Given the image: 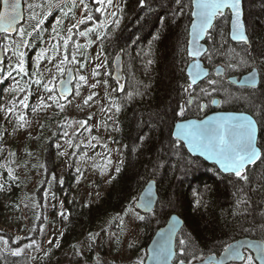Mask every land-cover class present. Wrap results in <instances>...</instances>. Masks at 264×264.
Instances as JSON below:
<instances>
[{
    "label": "trees",
    "instance_id": "trees-1",
    "mask_svg": "<svg viewBox=\"0 0 264 264\" xmlns=\"http://www.w3.org/2000/svg\"><path fill=\"white\" fill-rule=\"evenodd\" d=\"M31 2L34 10H28L22 24L30 35L21 37L18 33L0 39L11 53V60L0 65V184L4 185L0 189V224L5 214L21 208L31 176L46 163L48 150L69 114L57 106L64 99L56 86L51 96L57 99L51 105L44 102L49 93L44 64L68 54L61 49L65 38L60 36L67 20L61 16L42 22L52 7L49 10L47 4ZM130 2L120 6L116 14L126 19L122 21L124 28H101L107 56L124 57L125 85L116 96L120 110L116 114L119 128L115 136L124 161L110 182L108 196L98 204L88 205L79 199L68 204L67 241L92 231L109 212L124 209L127 203L134 206L153 178L158 181L160 198L156 210L140 221L146 230L144 244L167 222L172 212L166 207L171 202L178 204L176 212L185 219L177 239V260L221 253L231 242L245 236L264 240V0H254V6L247 4L250 44L230 39L227 12L218 17L210 32L209 50L204 57L209 67L224 63L231 74L258 68L259 85L236 87L223 77H215L219 80V87L214 86L216 91L207 82L214 80L211 78L188 92L184 88L190 82L187 67L191 62L188 39L192 0H181L179 4L176 0H145L143 5L140 0ZM17 53H23V72L16 68L21 61ZM216 96L222 100V109L246 111L258 121L263 154L259 162L246 169L247 180L224 174L216 165L192 156L184 143L173 137L177 120L203 118L214 109L210 99ZM181 106L185 108L183 116L178 115ZM9 108L13 111H7ZM22 133L28 135L19 142ZM32 138L39 148L35 151L30 148ZM0 264L34 263L28 254L14 255L0 243Z\"/></svg>",
    "mask_w": 264,
    "mask_h": 264
},
{
    "label": "rangeland",
    "instance_id": "rangeland-1",
    "mask_svg": "<svg viewBox=\"0 0 264 264\" xmlns=\"http://www.w3.org/2000/svg\"><path fill=\"white\" fill-rule=\"evenodd\" d=\"M31 1L33 0H25L26 8H29L28 3ZM247 4L254 6L255 2L244 0L246 22H248ZM114 9L117 14L119 8L114 7ZM84 15L85 13L82 17ZM77 24L78 22L66 24L60 36L67 39L68 43L65 48V40H63L61 49L68 52L65 54L62 50L63 55H68L69 61L75 54L77 60L85 66L81 68L80 64L67 63L63 65L65 72L61 76L57 75L56 65L63 58L44 64L47 68V85L55 77L56 90L58 82L64 78L68 68L73 67L76 77L74 94L60 102L69 114L53 141L50 152L48 150L46 163L43 162L42 167L31 176L21 208L14 213L5 214L0 224L2 232L0 243L10 252H14L17 248L22 249L21 253L28 254L34 264L143 263L147 256L145 250L147 244H144L146 230L141 226L140 221L142 222L146 216L135 205L127 203L124 209L106 213L107 216L100 225L73 242H68L66 239V227L70 215L68 204L78 199L88 205L98 204L108 196L110 182L117 174L116 169L120 168L124 161L123 149L113 140L119 128L117 111L115 108L108 111L112 103L117 104L116 92L111 80L112 70L107 62L108 56L100 41L79 34L87 27L84 24L74 27ZM99 28L102 32L101 28L104 27L99 25ZM3 45L6 49L5 62H9L11 53L5 44ZM77 45L80 47L78 48ZM53 48H50L51 52ZM98 53H102L99 58H97ZM97 65L102 66L97 68ZM93 70L99 72V75H93ZM79 75L86 76L88 82L86 84L79 82ZM212 79L217 80L215 77ZM104 81H107V85ZM78 82L79 94H76ZM92 84H96V87L92 88ZM216 87L218 88L219 85ZM93 93L96 95L85 104V99ZM50 96L51 92L45 96L44 102L47 105L53 104V100L49 99ZM203 98L206 96L203 95ZM212 100L213 98L210 99L211 103ZM83 121H87V124L80 123ZM27 135L22 133L19 142H24ZM30 148L33 151L39 149L34 138ZM42 150L44 153V149ZM177 205L176 202H171L167 204L166 210H169V213L176 212ZM163 206H160V211ZM61 212L65 215H60ZM248 255L253 257L251 252H248ZM253 260L254 264H257L254 257ZM232 264H246V259L242 263Z\"/></svg>",
    "mask_w": 264,
    "mask_h": 264
},
{
    "label": "snow or ice",
    "instance_id": "snow-or-ice-1",
    "mask_svg": "<svg viewBox=\"0 0 264 264\" xmlns=\"http://www.w3.org/2000/svg\"><path fill=\"white\" fill-rule=\"evenodd\" d=\"M144 2L145 0H140L141 5H143ZM180 2L181 0H176L177 4H179ZM80 3L83 4L84 0H80ZM95 3L99 5V7L96 8V11L103 12L105 11L103 5L105 3L108 5H112L113 0H95ZM194 3L195 11L192 13V15L195 17V20L191 24V39L188 49V55L194 58V62L189 66L188 75L190 77V82L187 87L184 88L185 92H188L189 89L193 87V85L197 84V81L200 80L201 77H204L206 75V72L201 67V62L198 58L202 54L207 55V52L198 44V41L206 34L209 35L210 38L209 29L213 26V21L217 17L224 16L226 9L230 10L234 16L231 31L232 39L244 43L248 42V37L245 34L244 24L241 20V0H194ZM72 4L75 7L76 0H72ZM53 6L61 7L60 4H54L53 0H48L49 10ZM28 7L29 9H32L33 5L29 4ZM0 8H2V10H0V33H4L5 35H7L11 32H18L21 37L30 35V33L26 32V29L23 26L17 28L18 21L23 18L21 12V0H0ZM84 8L87 11L88 5L85 4ZM112 15L114 16L115 13H112ZM92 19V15L89 14L85 18L79 20L78 24L74 25V27H77L79 24L85 23L86 20ZM115 22L117 24L119 23L118 20ZM90 31L91 29H89L88 31H81L79 34L81 36H87ZM67 43L68 41L66 39L64 41L65 48H67ZM77 47L79 48L80 46L77 45ZM101 54L102 53H98L97 58H99ZM17 55L21 57V61L16 64V68L23 72V53H17ZM39 58L40 57H38V59ZM67 63L80 64L81 68L85 66L84 63H81V61L77 60L75 54L72 55L71 61H69L68 55H65L63 60H61L58 65H56L57 75H63V73L65 72V67L63 65ZM148 63H151V61H148ZM101 66L102 65H97V68ZM11 74V72H8L9 76H11ZM93 75H99V72L93 70ZM217 75H219V71L217 72ZM73 79H76V77H71L68 80L69 85H71ZM78 81L85 84L88 82L87 77L84 75H79ZM39 82L40 81H37V83ZM54 82L55 77H53V80L50 81L48 85H45L49 92L53 91ZM79 82L76 85V94H79ZM207 82L210 86H212V91H216V88L214 86L217 84V80H208ZM97 83H99V81H97ZM104 83L105 85H107V81H104ZM245 83L254 86L255 77L251 76L250 79H248ZM61 84H64L63 80H61ZM91 87L95 88L96 84H92ZM115 90L121 92L124 91V85L120 83L119 78H117V89ZM71 91V87L64 88L63 92L61 93V98L67 100V96H65L63 93H71ZM201 91L207 94V91L205 89H201ZM94 95L96 94L93 93L92 95H89L85 99L84 103L87 104L89 101H91ZM131 95L132 94L129 93V97H131ZM49 99L55 101L57 97L55 95H52L49 97ZM188 102L190 103L191 100H189ZM22 103H24V106L27 107V104L25 102L22 101ZM57 106L61 110H63V104H57ZM200 107H205V105H200ZM112 108H115L117 112L120 110V106L115 103H112V107H110L108 111H111ZM7 111L12 112L13 109L9 108L7 109ZM184 112L185 108L184 106H181L178 115L183 116ZM19 119L23 121L24 117L20 116ZM80 123L87 124V121H83ZM88 130L90 131V129ZM176 136L178 138L182 136L188 142L193 151L207 153L210 159H216L220 163L225 172L234 173L236 177L242 180H247V175L245 174L247 166L255 164L257 160L261 159L262 155L255 143V122L248 117H243L239 120L219 119L215 122L208 121L200 124H197L195 122L178 124ZM93 139H96V137H93ZM8 171L11 173L12 169H9ZM116 171L119 172L120 169L117 168ZM3 188L4 185L0 184V189ZM60 215L64 216L65 213L61 212ZM140 218L143 219V217ZM180 244L183 245L184 241L180 240ZM244 246L245 245H228L225 249V252L227 253V256L225 258L246 259V264H254V260L251 255H248L247 257L241 255L240 249ZM255 247L259 256V264H264V246L255 245ZM21 251L22 249L17 248L13 252V254L19 255ZM180 251L181 253H183L184 249L181 248ZM165 255H173L170 248L167 250ZM192 259H196V257H193ZM179 264H185V261L180 260ZM188 264H191V261H189Z\"/></svg>",
    "mask_w": 264,
    "mask_h": 264
},
{
    "label": "water",
    "instance_id": "water-1",
    "mask_svg": "<svg viewBox=\"0 0 264 264\" xmlns=\"http://www.w3.org/2000/svg\"><path fill=\"white\" fill-rule=\"evenodd\" d=\"M240 8H241V13H242L241 20H242V23L244 24L245 34L248 37V42L245 44H250V35H249L247 22L245 18L244 0H241ZM0 10H2V8H0ZM194 11H195V3H194V0H192V13ZM21 12H22L23 18L18 21L17 28H19V26L25 21V0H21ZM227 12L230 13V25H229L230 39L235 43H244V42L232 39L231 31H232V23L234 20V16L230 10L226 9L225 14ZM217 18L213 21V26L209 29V33L215 26ZM194 20H195V17L192 15L191 24L194 22ZM190 32H191V25H190V30H189L188 49H189V42L191 39ZM16 33L17 32H11V33H8L7 35L12 36V35H15ZM4 35H5L4 33H0V39H2ZM208 36L209 35L206 34L204 37H202L198 41V44L204 50H206V52H208L209 50V47L207 44ZM204 57L205 55L202 54L198 59L200 60L201 67L205 70L206 75L204 77H201V79L197 81L196 85L207 80L210 77L211 72H212L211 68L207 66L204 60ZM190 58H191V62L189 63L187 67V74L189 73V66L194 62V58L193 57H190ZM5 59H6V50H5L3 43H0V65H2L5 62ZM214 71L216 75H217V72L219 71L218 76H222L226 72L223 64L217 65ZM123 74H124V57L122 54H119L114 59L113 78L116 81H117V78H119V80L121 81L123 79ZM251 76L255 77L254 86L248 85L247 83H245L248 79H250ZM71 77H75V72H74L73 67L68 68L67 73L65 74L64 78L61 79L64 81V84L63 85L61 84V80L57 84V91L60 96H61V93L63 92V89L66 87H71L72 89L71 93H68V92L63 93L65 96H67V98L71 97L74 94V80L75 79L72 80L71 85L68 84V80ZM189 81H190V77H189ZM229 81H231L232 83L241 85V86L256 87L260 83V73H259V70L255 68L251 70L250 72L245 73L240 78H238L237 76H231L229 77ZM196 85H193V86H196ZM220 105H221V98L216 96L213 99V106L216 108V110L207 114L203 118H187V119L176 121L173 127V137L183 142L188 152L192 156L199 157L207 163L216 165L217 168L224 174H234L230 172H225L223 168L221 167L220 163L216 159H210L207 153L193 151L192 148L189 146L188 142L182 136L179 138L176 136V130H177L178 124H186L189 122H195L197 124H200V123H205L208 121L215 122L216 120H219V119L239 120V119H242L243 117H248V118H251L255 122V143H256L257 148L260 150L261 154H263L262 149L259 146L260 127H259L257 119L251 113L246 112V111L217 109L218 107H220ZM259 160H257L255 164L259 162ZM255 164L248 165L247 168ZM159 198H160V193H159L158 181L157 179H154V178L150 179L146 183L142 191L140 192L139 197L136 201V207L138 208L139 211H141L145 215L151 214L156 210L158 202H159ZM184 225H185V219L181 214L177 212L171 213L168 217L167 222L164 225H162L160 228H158L153 238L149 242L147 246V257L145 258L142 264H179V261L176 260L177 238H178L179 233L182 231ZM229 245H233V246L245 245L243 248L240 249L241 255L246 257L247 252H251L253 254V257L256 263L259 264V256H258L255 245L264 246V240L245 236V237H241V238L234 240ZM169 248L171 249L173 255L166 256L165 253L167 252ZM225 249L221 253L209 254L200 260L191 261V264H232V263H242L245 260V259H240V258L226 259L225 257L227 256V253L225 252ZM184 261H185V264H188L190 260H184ZM129 264H141V263L131 262Z\"/></svg>",
    "mask_w": 264,
    "mask_h": 264
},
{
    "label": "flooded vegetation",
    "instance_id": "flooded-vegetation-1",
    "mask_svg": "<svg viewBox=\"0 0 264 264\" xmlns=\"http://www.w3.org/2000/svg\"><path fill=\"white\" fill-rule=\"evenodd\" d=\"M34 2L38 3V4H42L44 3L48 5V0H33ZM54 4H60L61 7H56L53 6L52 9L50 11H48L47 15L44 17V20L42 22H51V20L53 19H57V18H61L64 17L67 20V23H76L79 20L85 18L86 16H88L89 14L92 15L93 19L92 20H86L84 24V26L87 27V29L83 28V31H88L89 29H91V31L89 32V34L87 35L90 39L95 40V41H100L101 42V37L105 35L104 30L102 32H100V28L99 25H103V27L108 26L110 29L114 30H118L121 29L123 27L122 21H125L126 19L122 18V16L120 15H116L115 9L114 7H118L120 8V6H126V5H130L131 2L130 0H113L112 5H108V4H104L103 7L105 9V11L103 12H98L96 11V8L99 7V5H97L95 3V0H84V3L81 4L80 0H76V6L74 7L72 4V0H53ZM32 3V2H30ZM29 4V3H28ZM87 4L88 5V10L86 11L84 8V5ZM117 4V6H116ZM27 9V10H26ZM34 10V7L32 8ZM84 9V10H82ZM29 8H26V3H25V19L27 16V12H28ZM85 13V15L82 17V15ZM112 13H115V15L113 16ZM34 14V13H33ZM73 17H76L77 19L75 20ZM63 18V19H64ZM218 19V18H217ZM119 21V23L117 24L115 21ZM25 22V21H24ZM24 22L22 24H24ZM217 22V21H216ZM22 24L19 26L21 27ZM82 24V25H83ZM216 24V23H215ZM124 28V27H123ZM214 28V27H213ZM75 30V28H74ZM73 30V31H74ZM213 30V29H212ZM211 30V31H212ZM72 31V30H71ZM18 33V32H17ZM16 33V34H17ZM73 33V32H72ZM15 34V35H16ZM102 44V42H101ZM103 46V45H102ZM107 54V53H106ZM119 55V54H113L111 59L108 57L107 62L108 65H110V68L112 70V76H111V80L112 83L114 85V88L117 89V81L113 78V70H114V59L115 57ZM208 66V65H207ZM217 65L214 66V68H211L212 72L211 75L208 79H211L213 77H223L226 79V81L232 85V86H236V87H250V86H241L235 83H232L231 81H229V77L231 76H237L238 78H240L242 75H244L245 73L250 72L251 70L244 72L243 74H231L227 67L225 66V64L223 63V66L225 67V74L222 76H218L215 74V68ZM255 69V68H254ZM258 69V68H257ZM260 73V72H259ZM261 78V77H260ZM120 83H122L123 85H125V78H124V74H123V79L120 81ZM201 84V83H200ZM199 85V84H198ZM196 85V86H198ZM116 92V96L118 94L119 91L115 90ZM219 97V96H218ZM215 98V97H214ZM213 98V99H214ZM193 100V99H192ZM221 104H222V100H221ZM212 105H213V100H212ZM214 107V106H213ZM217 109H221V110H226V109H222L221 105L220 107H218ZM216 110V108L214 107V109L212 111ZM211 111V112H212ZM209 112V113H211ZM208 113V114H209ZM187 119V118H186ZM179 120H183V119H179ZM178 121V120H177ZM115 138V137H113ZM115 141V139H113ZM187 149V148H186ZM155 179V178H154ZM149 215V214H148ZM146 216V215H145ZM94 230V229H93ZM156 233V232H155ZM181 233V232H180ZM179 233V234H180ZM179 236V235H178ZM153 238V237H152ZM178 239V238H177ZM151 241V240H150ZM149 241V242H150ZM148 246V244H147ZM147 246L146 247V252H147ZM248 253V252H247ZM177 254H178V250H177ZM206 256V255H205ZM205 256H200V258H196L190 261H197L202 259ZM147 257V256H146ZM177 260V257H176ZM180 261V260H177Z\"/></svg>",
    "mask_w": 264,
    "mask_h": 264
}]
</instances>
